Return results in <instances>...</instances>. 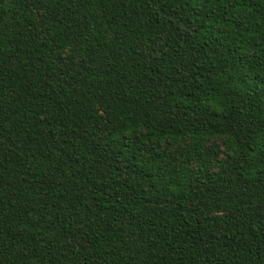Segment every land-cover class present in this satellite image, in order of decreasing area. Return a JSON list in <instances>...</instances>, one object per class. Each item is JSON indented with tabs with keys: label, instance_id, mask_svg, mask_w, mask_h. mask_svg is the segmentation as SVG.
Listing matches in <instances>:
<instances>
[{
	"label": "trees",
	"instance_id": "trees-1",
	"mask_svg": "<svg viewBox=\"0 0 264 264\" xmlns=\"http://www.w3.org/2000/svg\"><path fill=\"white\" fill-rule=\"evenodd\" d=\"M0 264H264V0H0Z\"/></svg>",
	"mask_w": 264,
	"mask_h": 264
}]
</instances>
